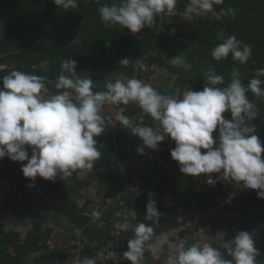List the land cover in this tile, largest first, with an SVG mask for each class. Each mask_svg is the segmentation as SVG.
Returning a JSON list of instances; mask_svg holds the SVG:
<instances>
[{
	"label": "clouds",
	"instance_id": "clouds-1",
	"mask_svg": "<svg viewBox=\"0 0 264 264\" xmlns=\"http://www.w3.org/2000/svg\"><path fill=\"white\" fill-rule=\"evenodd\" d=\"M99 3V0H96ZM57 8L75 10L79 0H53ZM178 0H113L104 3L99 16L105 27L119 26L132 34L151 28L157 16L172 15ZM223 0H188L180 17L191 22L213 11ZM216 61L231 55L234 61L244 65L252 56V46L227 36L211 50ZM128 59L119 64L126 65ZM172 63L190 69L179 57ZM78 61L62 59L61 71L54 82L55 92L45 76L13 70L0 77V160L5 157L21 163L23 177L35 187L37 178L55 183L70 177L76 170H92L101 158L96 137L105 133L108 121L102 115L105 105L116 106L114 119L142 141L136 146L139 154L146 149L159 150L166 138L174 142L170 157L176 161L181 173L193 177H205V182L215 185L212 174H222V180L236 189L255 190L258 199H264V141L257 132L254 121L258 116L257 100L264 99V67L255 70L247 86L239 69L230 73V81L224 85V76L209 68L204 74L201 90L191 87L177 90V95L162 94L141 79L129 78L116 72L104 81L102 90H94V79L77 74ZM96 82V81H95ZM135 104L140 111L158 122L159 128L143 124L132 126L133 120L125 115V108ZM227 114V115H226ZM230 194L226 202H230ZM145 219L151 224L138 223L127 240L123 256L130 264H141L145 243L152 240L154 228L163 213L158 208L154 193L149 192L145 204ZM95 219L101 211L93 210ZM117 216L123 215L120 212ZM127 223L116 228L128 231ZM223 238L225 233L216 234ZM169 238L157 239L149 247L156 252ZM227 257L219 247L211 243L188 244L183 238L175 243V251L167 257V264H258L261 250L256 246L252 232L237 230L230 242H226ZM80 264H96L95 258L85 257Z\"/></svg>",
	"mask_w": 264,
	"mask_h": 264
},
{
	"label": "trees",
	"instance_id": "trees-1",
	"mask_svg": "<svg viewBox=\"0 0 264 264\" xmlns=\"http://www.w3.org/2000/svg\"><path fill=\"white\" fill-rule=\"evenodd\" d=\"M106 2L111 4L113 0H99V3L96 0H79L77 9L64 11L57 8L53 0H0V24L3 28L0 35V77L13 70L45 76L53 82L48 84L50 92H55L54 82L64 58L78 61L77 73L85 70L98 73L120 71L129 78L135 77L136 61L149 57L154 46L165 50L174 47L176 36L164 34V28L168 26L172 29L175 26L173 20L185 10L188 0H178L176 11L172 14L173 20L169 21L170 16L165 14L157 16L155 24L151 28L142 29L137 38L132 37L126 28L105 27L98 9ZM212 12L220 13L221 18L210 20L201 16L192 21L195 30L185 44L191 49V67L177 71L176 86L181 90L189 87L201 90L204 74L210 67L215 69L216 74L224 76L225 83L221 87L230 81V73L234 69H239L243 83L247 86L255 70L264 67V0H223L222 4L214 6ZM223 30L224 36L220 38ZM229 35H235L237 39L252 46V56L246 64L240 65L231 55L221 61L212 58V48ZM125 58L128 63L119 64ZM3 65L5 68H2ZM248 97L256 104L258 111L257 118L250 123L256 126L264 141V99L257 100L251 91ZM119 107H124V114L133 121L140 122L139 118L143 115V124L156 122L134 104ZM96 139L101 158L95 162L92 170H76L73 173L77 176L84 171L92 176L97 175L99 186L106 192L107 199L119 198L124 206L135 213L138 222L151 224V221L145 219L147 197L124 192L134 187L140 179L143 189L157 195L155 199L163 213L160 222L152 224L153 234L177 223V218L171 216L177 211V204H180L185 215H190L193 208L204 209L215 203L217 197L214 193L192 191V176L181 173L177 162L168 153L164 154V165L156 164L152 171L136 172L131 169L132 161L143 157L145 153L137 152L136 146L142 145V141L121 124L116 128L109 127ZM0 178L8 180L17 190L28 189L26 185L29 180L23 177L20 162L5 157ZM157 178H160L159 182ZM36 181L53 196L63 194V188L58 182L41 178ZM6 196L7 192L0 189V198ZM164 199L173 204L167 206ZM10 209L18 216L21 215L20 220H25L28 215L27 208L21 204L14 203ZM228 210L231 212L228 217L219 214L210 225L201 226L220 230L231 237H234L237 230L252 232L256 246L261 250L257 262L264 264V199H258L256 191L251 190L237 198ZM5 239L0 241L3 244L0 245V264H19L21 258L13 257L9 252L10 244L19 239L18 234ZM26 243L31 249L39 250L41 234L28 238ZM220 250L230 259L225 247ZM50 255L62 260L71 254L65 255L63 251L53 250ZM124 264H130V261Z\"/></svg>",
	"mask_w": 264,
	"mask_h": 264
},
{
	"label": "crops",
	"instance_id": "crops-1",
	"mask_svg": "<svg viewBox=\"0 0 264 264\" xmlns=\"http://www.w3.org/2000/svg\"><path fill=\"white\" fill-rule=\"evenodd\" d=\"M165 15L170 16L169 21L173 20V15L167 13ZM203 16L210 20L221 18V14L218 12H210ZM173 21L175 26L172 29L166 26L164 34L176 36L173 42L174 47L165 50L154 46L149 55L151 65L148 80L162 94L175 96L179 89L175 83L178 76L177 71L179 72L184 67L173 65L172 59L179 57L184 60L185 64L191 66V49L185 44L188 43L189 37L194 33L195 24L192 21L183 20L180 15ZM2 33L3 28L0 24V35ZM224 33V30L220 32V38L224 36ZM131 35L134 38L139 37V33H131ZM172 69L176 71H172ZM116 72L123 74L120 71L98 73L87 70L77 74L81 77L84 76V73L91 76L94 79V90L99 91L103 89L104 81ZM168 83L171 88L169 90L165 88ZM117 110L116 106L105 105L102 115L106 116L109 113H115ZM3 166L4 159L0 160V172ZM155 166L150 170H154ZM98 181L97 175L92 176L84 171L79 172L77 176L72 173L63 181L59 179L56 181L62 186L63 194L53 196L45 191L37 181H35V187L17 190L10 185L8 180L0 178V189L7 192L4 199L0 198V202L2 201L0 203V241L3 242L7 240L5 238L18 234L19 239L13 241L9 247V252L13 257H20L22 261L34 260L51 264H58L60 259L51 256L50 251L42 252L40 247L39 250L31 249L26 243L28 238L39 233L41 234V243L51 241L55 246L54 250L63 251L65 255H72L75 249V229L79 228L84 249L96 251L109 247L127 246V240L131 238L135 225L140 222H138L135 213L124 206L119 198L107 199L106 192L99 186ZM140 182L141 180L138 179L134 187L124 190V192L134 196L147 197L150 191L143 189ZM29 183L31 182L29 181ZM155 197H157L156 194H154ZM164 202L167 206L173 204L168 199H164ZM14 203L27 208L28 215L25 220H20L21 215L18 216L10 209ZM176 208L177 211L172 213L174 215L171 214L173 218H177L181 208L180 204H177ZM93 210L101 211L100 219L92 217ZM117 212L123 215L117 216ZM118 223H127L128 231L124 232L117 229ZM219 232L222 231L201 226L197 230L183 234L180 238L185 239L188 244L211 243L213 246L224 248L225 243L230 242L232 237L225 234L223 238H220L216 235ZM175 243L176 240L169 244L167 252H158L146 256L141 264L167 263L169 253L175 251ZM0 245L3 246L1 243Z\"/></svg>",
	"mask_w": 264,
	"mask_h": 264
},
{
	"label": "built area",
	"instance_id": "built-area-1",
	"mask_svg": "<svg viewBox=\"0 0 264 264\" xmlns=\"http://www.w3.org/2000/svg\"><path fill=\"white\" fill-rule=\"evenodd\" d=\"M150 60L149 57H144L136 61V74L135 78L141 79L145 83H149L148 73L150 70ZM5 68V65L2 66ZM133 105V104H131ZM135 105V104H134ZM115 113L111 115H106L105 117H111L108 121L110 128H116L119 123L114 119ZM140 122L133 121L132 126H138ZM153 128H159L158 122L154 124H144ZM123 126V125H122ZM131 131V127L126 128ZM174 147V142L171 139L166 138L164 143L159 145L158 151H153L147 149L145 155L141 158H136L132 161L130 166L136 172L150 170L156 164L164 165V154L168 153L170 155V149ZM213 178L216 179L215 185H209L205 182V177L201 175L200 177H193L190 186L192 191L195 193H214L216 195L215 203L204 209L193 208L190 215H185L182 207L179 209L177 214V223L170 227L161 230L158 233L153 234L152 240L145 243L144 257L150 254H156L158 252H167L169 244L183 234L188 233L189 231L197 230L202 224L210 225L219 214H223L228 217L231 215L228 207L241 195L251 191V190H241L236 189L233 185L222 180V174H212ZM157 181H160V178H157ZM230 194H234V198L230 202H226ZM235 214V212H232ZM76 238L74 240L75 249L73 254L67 256L65 259L60 260L58 264H80V262L85 258H95L96 264H124L129 262L124 256L123 252L127 250V246L122 247H109L101 250H85L82 247L81 241V230L79 228L75 229ZM168 233L169 238L167 242L163 243L162 246H157L156 252L153 253L150 244H153L157 239L163 240V234ZM55 249L54 244L51 241H46L45 243H40V250L53 251ZM19 264H51L34 260H25L21 261Z\"/></svg>",
	"mask_w": 264,
	"mask_h": 264
},
{
	"label": "rangeland",
	"instance_id": "rangeland-1",
	"mask_svg": "<svg viewBox=\"0 0 264 264\" xmlns=\"http://www.w3.org/2000/svg\"><path fill=\"white\" fill-rule=\"evenodd\" d=\"M175 83H176V80H175ZM166 89H171L170 87H169V83L167 84V86L165 87ZM165 88H163V89H165ZM171 92H172V90H171ZM172 215H174V214H172Z\"/></svg>",
	"mask_w": 264,
	"mask_h": 264
},
{
	"label": "water",
	"instance_id": "water-1",
	"mask_svg": "<svg viewBox=\"0 0 264 264\" xmlns=\"http://www.w3.org/2000/svg\"><path fill=\"white\" fill-rule=\"evenodd\" d=\"M165 28H166V26H165ZM159 33H160V31H159ZM159 35V34H158ZM158 38V36L156 37V39Z\"/></svg>",
	"mask_w": 264,
	"mask_h": 264
}]
</instances>
